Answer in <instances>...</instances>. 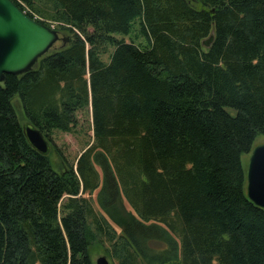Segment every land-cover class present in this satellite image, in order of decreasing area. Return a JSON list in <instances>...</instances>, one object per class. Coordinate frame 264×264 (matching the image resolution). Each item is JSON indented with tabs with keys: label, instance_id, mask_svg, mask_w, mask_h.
<instances>
[{
	"label": "trees",
	"instance_id": "16d2710c",
	"mask_svg": "<svg viewBox=\"0 0 264 264\" xmlns=\"http://www.w3.org/2000/svg\"><path fill=\"white\" fill-rule=\"evenodd\" d=\"M11 1L67 42L0 83V264H94L92 246L115 264H264L242 166L264 140V0ZM88 110L61 171L22 133L51 144Z\"/></svg>",
	"mask_w": 264,
	"mask_h": 264
},
{
	"label": "water",
	"instance_id": "95a60500",
	"mask_svg": "<svg viewBox=\"0 0 264 264\" xmlns=\"http://www.w3.org/2000/svg\"><path fill=\"white\" fill-rule=\"evenodd\" d=\"M66 38L57 30L28 17L11 0H0V83L5 76H18L32 70L36 62L53 45ZM22 133L29 146L47 156L51 145L43 134L29 122L22 123ZM246 167V196L256 207L264 210V144L254 146ZM94 264H108L102 256Z\"/></svg>",
	"mask_w": 264,
	"mask_h": 264
},
{
	"label": "rangeland",
	"instance_id": "374dc122",
	"mask_svg": "<svg viewBox=\"0 0 264 264\" xmlns=\"http://www.w3.org/2000/svg\"><path fill=\"white\" fill-rule=\"evenodd\" d=\"M135 26H136V24L134 25V28H135ZM134 35H135V33L132 32L130 34V36H128V37H122L119 35H115V37L117 39L124 38L125 41H129V39L133 38ZM60 37H63V36L60 35ZM62 46H63L62 43L60 41H58L53 45V47L50 49V51L58 50ZM15 108H16V111H17V113L21 119L22 111H21L17 102L15 104ZM79 118H80L81 123H80L79 127L77 128L76 133L74 135L65 134V133H61V132H53L51 144L54 146L55 150L54 149L52 150V148H51V151L48 154V156L52 162V165L54 166V168L57 171H61V170L65 169V166L62 164V159L56 154V150L62 154L63 158L65 159V161L69 165H72L75 163L77 157L84 150L86 143L89 141V138L91 137V132L89 130L90 111L88 110V112L85 111L84 113L79 114ZM261 144H264V140H263V138L258 137L255 140L254 146L261 145ZM249 155L250 154L244 155L242 157V166H243L245 171H246ZM96 196H97V191L95 193H93V195H92V201H93L94 209L96 211L101 212L107 218V220L110 221L109 217L103 211H101L100 208L98 207L96 200H95ZM118 207H121V209L119 208L121 211L125 210L126 213L132 214L131 209L129 208V206L126 204V202L124 200H121V203ZM110 223L115 227V229L118 232L120 231V229L113 222L110 221ZM152 246H153L154 250H159L162 248V245L159 243L153 244ZM90 253H91V259H92L93 263L97 258L104 256L107 259L108 264H115L106 255L105 250L102 247L92 246L90 248Z\"/></svg>",
	"mask_w": 264,
	"mask_h": 264
}]
</instances>
